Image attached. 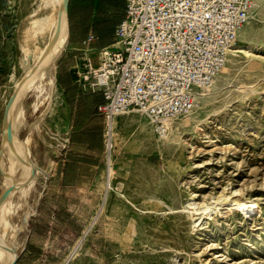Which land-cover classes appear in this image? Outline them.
I'll return each mask as SVG.
<instances>
[{
  "label": "rangeland",
  "instance_id": "obj_1",
  "mask_svg": "<svg viewBox=\"0 0 264 264\" xmlns=\"http://www.w3.org/2000/svg\"><path fill=\"white\" fill-rule=\"evenodd\" d=\"M38 4L0 0V155L5 107L23 75L24 30ZM72 19L68 6L70 35ZM243 29L227 72L199 106V125L180 129L178 141L141 131L130 113L116 119L109 156L97 114L102 148L92 136L79 138L77 153L64 159L67 150L58 151L45 125L56 114L55 89L44 86L40 99L32 90L19 137L33 128L39 173L25 199L13 197L19 207L9 215L8 264H264V0H252ZM49 160L65 162L55 169ZM232 201L248 203L249 213Z\"/></svg>",
  "mask_w": 264,
  "mask_h": 264
},
{
  "label": "built area",
  "instance_id": "obj_2",
  "mask_svg": "<svg viewBox=\"0 0 264 264\" xmlns=\"http://www.w3.org/2000/svg\"><path fill=\"white\" fill-rule=\"evenodd\" d=\"M251 11L252 0H125L111 46L93 52L88 45L95 38L82 40L76 83L102 94L96 111L106 130L138 112L163 133L165 122L192 112L194 91L208 87L226 64ZM56 137L65 151L69 141Z\"/></svg>",
  "mask_w": 264,
  "mask_h": 264
},
{
  "label": "bare ground",
  "instance_id": "obj_3",
  "mask_svg": "<svg viewBox=\"0 0 264 264\" xmlns=\"http://www.w3.org/2000/svg\"><path fill=\"white\" fill-rule=\"evenodd\" d=\"M255 1L258 2V0ZM68 3V0H39L37 10L34 12L36 15L27 21L28 23L24 30L23 45L25 53L19 62L23 69V75L21 79L15 81L13 99L3 121L0 162L1 165H3L4 160H7V166L3 170L1 185L3 186V190L7 188H12V190L7 198L0 203V264H8L9 261L13 259V250L11 251L12 245L6 239L10 231L13 232L14 229L9 221V215L14 213L19 207V203L14 204L15 201L13 203V197L18 193L20 195L19 198L25 199L28 191L33 187L35 176L39 173L38 169L28 160V156H30L31 153L27 145L29 139L20 140L17 136L19 131L26 125L23 101L32 90H38L39 95L37 97L39 98V96H44L42 95L44 86H48L51 89L54 87L53 74L56 68V60L61 56L69 39ZM248 20L246 24H248ZM243 28L237 35V39L239 40L242 39L244 34ZM234 53H236V50L233 48V50L229 52L228 57L232 56ZM244 53L246 54V52ZM227 70V66L224 65L208 87L196 89L194 91L195 105L192 112L185 117L165 122L166 130L163 133H159L160 139L165 142L178 141L180 139V129L199 125L201 120L198 118V113H200L199 106H203L209 102V95L212 90L215 89L218 80ZM49 94L47 98L50 97ZM133 114L135 115L130 118V122H135L136 126L141 131L146 130L148 127L154 130L148 116L138 112H133ZM122 116L124 117V115H121V117ZM7 127H10L12 131L11 140L8 139L6 135ZM107 132L105 148L110 156L113 146L111 138L116 134V119L113 120L112 126ZM107 168L103 187L105 189H110L113 168L111 165ZM17 174H19V177L17 180H14L13 177ZM233 205H235V207L237 206L239 211L241 210L244 214L249 213L251 209L246 202L241 203L234 201ZM208 208L209 206L203 205L201 209L202 211H206Z\"/></svg>",
  "mask_w": 264,
  "mask_h": 264
},
{
  "label": "crops",
  "instance_id": "obj_4",
  "mask_svg": "<svg viewBox=\"0 0 264 264\" xmlns=\"http://www.w3.org/2000/svg\"><path fill=\"white\" fill-rule=\"evenodd\" d=\"M68 1L73 18L71 21L72 32L71 35L69 33L68 43L56 63L53 74V90H55L52 91L56 93V98L58 99L56 114L50 116L48 122L45 124L50 130L55 132L56 136L66 138L69 141L67 151L61 154V157L64 159L66 157H68L67 159H71L77 153L74 145L79 138L86 142L92 136L99 143V149L102 148V122L96 111L97 106L103 101L102 94L100 92H92L87 87L82 88L76 83L73 72L75 65L74 57L76 54H80L85 50L82 46V40L89 35L95 38L88 45L90 49L94 50L93 52L111 46L114 42L115 27L122 20L125 8V0ZM64 53H68V62L65 60L67 58H63ZM93 55L96 54L93 53ZM91 61L94 66L97 64L95 56L92 57ZM32 130L33 128H31L30 133L25 134L23 140L29 139L27 145L31 153L28 156V160L38 168V160L34 155L35 146L33 144ZM19 133L17 136L20 139ZM86 153L90 152H85V155H88ZM58 155L52 153L51 157L55 159ZM49 162L50 165L54 163L56 169L60 165H64L65 161L58 163L59 161L53 162L49 160ZM41 172L46 174L48 173V169H45L43 166Z\"/></svg>",
  "mask_w": 264,
  "mask_h": 264
},
{
  "label": "water",
  "instance_id": "obj_5",
  "mask_svg": "<svg viewBox=\"0 0 264 264\" xmlns=\"http://www.w3.org/2000/svg\"><path fill=\"white\" fill-rule=\"evenodd\" d=\"M68 6H69V4H68ZM13 94H12V96L10 97L9 101L6 104L5 111H4V114H3V120L5 119L6 114H7V111L9 109L10 105H11V102H12V99H13ZM6 135H7L8 139L11 140L12 131H11V128L10 127H7V129H6ZM11 190H12V188H7V189H5V190H3L1 192V194H0V203L3 202L7 198L8 194L11 192ZM10 264H15V259Z\"/></svg>",
  "mask_w": 264,
  "mask_h": 264
}]
</instances>
